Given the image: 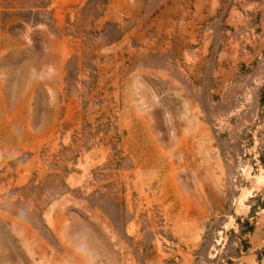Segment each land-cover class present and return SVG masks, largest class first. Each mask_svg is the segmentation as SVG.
I'll use <instances>...</instances> for the list:
<instances>
[{"label": "rangeland", "instance_id": "obj_1", "mask_svg": "<svg viewBox=\"0 0 264 264\" xmlns=\"http://www.w3.org/2000/svg\"><path fill=\"white\" fill-rule=\"evenodd\" d=\"M0 264H264V0H0Z\"/></svg>", "mask_w": 264, "mask_h": 264}]
</instances>
